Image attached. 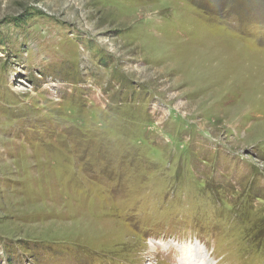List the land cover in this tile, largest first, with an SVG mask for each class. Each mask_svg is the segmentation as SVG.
Here are the masks:
<instances>
[{
    "label": "rangeland",
    "instance_id": "obj_1",
    "mask_svg": "<svg viewBox=\"0 0 264 264\" xmlns=\"http://www.w3.org/2000/svg\"><path fill=\"white\" fill-rule=\"evenodd\" d=\"M175 240L264 264V0H0V264Z\"/></svg>",
    "mask_w": 264,
    "mask_h": 264
},
{
    "label": "bare ground",
    "instance_id": "obj_2",
    "mask_svg": "<svg viewBox=\"0 0 264 264\" xmlns=\"http://www.w3.org/2000/svg\"><path fill=\"white\" fill-rule=\"evenodd\" d=\"M195 242L167 241L157 244L163 252L169 251L168 256H171L170 259L177 264H215L214 260L207 258L203 247L197 241Z\"/></svg>",
    "mask_w": 264,
    "mask_h": 264
}]
</instances>
